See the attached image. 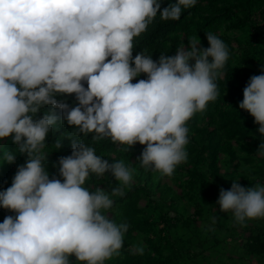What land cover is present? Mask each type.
Segmentation results:
<instances>
[{"label":"clouds","instance_id":"9594fccd","mask_svg":"<svg viewBox=\"0 0 264 264\" xmlns=\"http://www.w3.org/2000/svg\"><path fill=\"white\" fill-rule=\"evenodd\" d=\"M196 2L175 0L161 9L162 0H0V140L11 136L27 156L0 190V207L15 213L0 222V264H104L119 254L129 226L108 215L114 206L109 191L86 180L110 171L120 182L111 194H123L131 163H109L71 139V154L58 161L61 180L50 178L42 149L59 108L62 123L92 133L93 140L144 145L137 161L146 170L171 175L186 161V122L216 98L228 47L207 32V48L193 43L171 56L132 52L133 39L158 12L161 20H179ZM67 94L75 95V106L57 98ZM45 106L53 110L37 118ZM239 108L259 125L256 152L264 157V64L249 78ZM55 143L59 148L60 139ZM16 155L7 148L0 160L12 163ZM216 203L238 222L264 217V184L233 180ZM136 250L143 252L139 245Z\"/></svg>","mask_w":264,"mask_h":264},{"label":"trees","instance_id":"16d2710c","mask_svg":"<svg viewBox=\"0 0 264 264\" xmlns=\"http://www.w3.org/2000/svg\"><path fill=\"white\" fill-rule=\"evenodd\" d=\"M170 2L175 0H162L161 9ZM207 32L224 40L229 56L215 80L216 98L186 122L188 158L176 165L171 175L140 165L137 158L144 145L137 142L129 147L108 137L93 140L92 133L85 136L62 123V111L55 109L60 120L42 149L48 153L50 178L63 180L58 161L71 154V139L83 140L109 163L122 160L134 169L123 194H111V186L120 182L110 171L90 174L86 180L92 189L109 191L114 206L108 215L117 224L129 226L119 254L104 264H264V217L238 222L216 203L220 189L229 190L233 180L244 187L264 184V157L256 152L261 139L259 125L239 108L249 78L258 75L264 64V0H197L175 21L161 20L158 12L150 26L133 39L132 55L143 51L171 56L176 49H187L193 43L207 48ZM83 83L87 87L86 81ZM57 98L70 106L78 103L74 94ZM52 110L45 106L37 118ZM7 148L17 155L12 163L0 160V190L11 185L18 166L27 159L11 136L0 140V155ZM6 215L15 213L0 207V222ZM137 245L143 248L142 253L136 250ZM70 259L75 261V256Z\"/></svg>","mask_w":264,"mask_h":264},{"label":"rangeland","instance_id":"374dc122","mask_svg":"<svg viewBox=\"0 0 264 264\" xmlns=\"http://www.w3.org/2000/svg\"><path fill=\"white\" fill-rule=\"evenodd\" d=\"M142 205H144V201L142 202Z\"/></svg>","mask_w":264,"mask_h":264}]
</instances>
